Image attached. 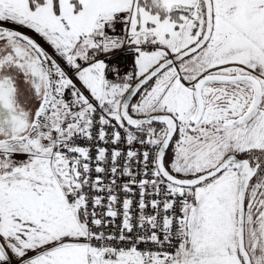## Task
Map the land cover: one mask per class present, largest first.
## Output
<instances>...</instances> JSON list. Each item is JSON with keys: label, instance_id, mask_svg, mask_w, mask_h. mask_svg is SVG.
Returning a JSON list of instances; mask_svg holds the SVG:
<instances>
[{"label": "snow or ice", "instance_id": "6c2138e0", "mask_svg": "<svg viewBox=\"0 0 264 264\" xmlns=\"http://www.w3.org/2000/svg\"><path fill=\"white\" fill-rule=\"evenodd\" d=\"M0 264H264V0H0Z\"/></svg>", "mask_w": 264, "mask_h": 264}]
</instances>
